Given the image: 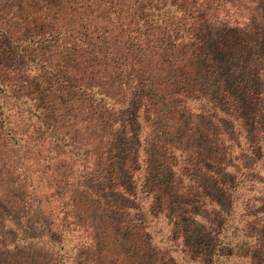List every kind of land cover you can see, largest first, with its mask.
<instances>
[{
    "label": "trees",
    "instance_id": "1",
    "mask_svg": "<svg viewBox=\"0 0 264 264\" xmlns=\"http://www.w3.org/2000/svg\"><path fill=\"white\" fill-rule=\"evenodd\" d=\"M262 238L264 0H0V264H264Z\"/></svg>",
    "mask_w": 264,
    "mask_h": 264
},
{
    "label": "rangeland",
    "instance_id": "2",
    "mask_svg": "<svg viewBox=\"0 0 264 264\" xmlns=\"http://www.w3.org/2000/svg\"><path fill=\"white\" fill-rule=\"evenodd\" d=\"M11 118L13 119V120H17V117L16 116H11ZM46 177V176H45ZM45 177H44V179H43V182H42V190L44 191V192H50V187H48V182H49V180H52L51 178H49V179H45ZM49 177V176H48ZM184 207H186V208H188V209H195L196 211L200 208V206L199 205H192V204H189V202H187V203H185V205H184ZM203 210V208H201L200 209V211H202ZM205 211V210H204ZM207 212H209V211H207ZM238 215H239V212H238ZM103 217V219H101ZM260 217V216H259ZM261 218V217H260ZM120 219V217L119 218H117V220H119ZM105 215L103 214V213H101V212H99L98 214H95L93 211L91 212V214L89 215V218L87 219V221H85V222H83V224H84V226H86V229H89L90 231H93V233L98 237L97 238V241H96V250L98 251L99 249H101L102 247H103V242H105V240L102 238V236H101V234H102V232H103V230H104V228H105ZM261 223L263 222V219L261 218ZM259 221L257 220L256 222H255V224H251L250 225V227H249V231H250V233H255V232H257L258 231V223ZM112 223L114 224V225H116L117 227H120L119 226V223H116V221L115 222H113L112 221ZM258 225V226H257ZM90 227V228H89ZM258 228V229H257ZM125 232V231H124ZM126 236V235H125ZM121 241H122V237H121ZM264 242V238H262V243ZM124 242H122V244H123ZM124 246V252L125 251H128L129 250V248H127L125 245H123ZM257 251V250H256ZM256 251H254V253L255 254H257L256 253ZM23 252H25L24 251V249H20V253H23ZM82 253V252H81ZM17 255L19 254V252L17 251V253H16ZM41 254V252H39V251H37L36 253H28V255H31L32 257H37L38 255H40ZM257 256V255H256ZM263 260H264V256H263Z\"/></svg>",
    "mask_w": 264,
    "mask_h": 264
}]
</instances>
